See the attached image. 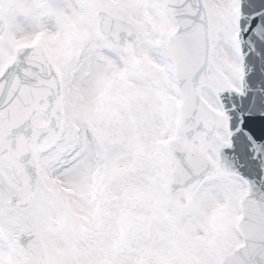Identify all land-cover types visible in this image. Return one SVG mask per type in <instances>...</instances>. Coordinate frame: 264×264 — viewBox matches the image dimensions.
<instances>
[{
    "label": "snow or ice",
    "instance_id": "6c2138e0",
    "mask_svg": "<svg viewBox=\"0 0 264 264\" xmlns=\"http://www.w3.org/2000/svg\"><path fill=\"white\" fill-rule=\"evenodd\" d=\"M0 264H264V0H0Z\"/></svg>",
    "mask_w": 264,
    "mask_h": 264
}]
</instances>
